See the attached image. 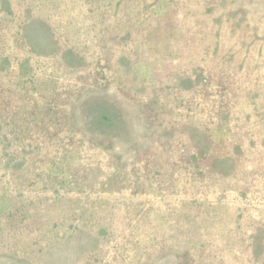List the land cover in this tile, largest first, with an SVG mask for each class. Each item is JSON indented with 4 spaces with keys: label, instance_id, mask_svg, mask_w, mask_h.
<instances>
[{
    "label": "rangeland",
    "instance_id": "rangeland-1",
    "mask_svg": "<svg viewBox=\"0 0 264 264\" xmlns=\"http://www.w3.org/2000/svg\"><path fill=\"white\" fill-rule=\"evenodd\" d=\"M0 264H264V0H0Z\"/></svg>",
    "mask_w": 264,
    "mask_h": 264
}]
</instances>
